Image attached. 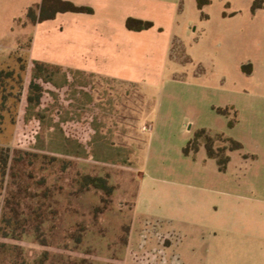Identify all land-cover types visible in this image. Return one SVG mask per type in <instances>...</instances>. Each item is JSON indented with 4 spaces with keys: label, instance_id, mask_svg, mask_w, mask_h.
Here are the masks:
<instances>
[{
    "label": "rangeland",
    "instance_id": "obj_1",
    "mask_svg": "<svg viewBox=\"0 0 264 264\" xmlns=\"http://www.w3.org/2000/svg\"><path fill=\"white\" fill-rule=\"evenodd\" d=\"M95 1L97 16L88 6L91 14L31 26L27 10L42 0H0V71L13 73L0 80V156L9 155L0 200L22 189L29 218L43 200L39 233L48 244L36 242L35 226L15 240L0 232V264H32L43 251L47 264L67 255L93 264H264V0H210L203 10L196 0ZM117 9L152 27L120 29L104 47L112 76L71 74L52 107L59 120L75 111L94 122L89 157L58 153L66 143L49 110L36 147H19L29 62L70 68L90 39L80 24H120ZM200 130L242 143L225 172L204 139L198 153L183 154ZM85 175L106 179L113 193L81 189ZM77 230L84 235L74 246L68 237Z\"/></svg>",
    "mask_w": 264,
    "mask_h": 264
},
{
    "label": "trees",
    "instance_id": "obj_2",
    "mask_svg": "<svg viewBox=\"0 0 264 264\" xmlns=\"http://www.w3.org/2000/svg\"><path fill=\"white\" fill-rule=\"evenodd\" d=\"M198 8L203 10V8L210 4V0H196ZM93 10L88 7L77 6L71 2L65 0H42L40 4H34L28 8L25 25L35 26L38 23L53 20L60 13H86L91 14ZM17 24L23 22L22 19H17ZM127 28L133 31H141L144 29H148L152 27V23L138 21L134 19H129L126 23ZM30 73V77L25 85V101L22 103V110L18 119L19 129L17 132V145L22 148L28 147H36L40 140V131L43 125V122L46 120L47 115L45 113L49 111H54L53 120L55 125L61 131L65 144V149L62 152L58 151V153H62L65 155L75 154L73 150H76V154L80 157H89V146L88 142L93 138L91 133L94 134L92 123L87 122L83 119H78L76 117L79 116V113L76 112H68L67 118L64 120H59L61 116V111L53 110L52 107L55 105L56 101H58L59 94L63 90L62 88L68 86L70 84V73H64L65 84L63 86H58L51 79L53 76L49 73V66L45 64H41L39 62H31L27 67ZM26 69V68H25ZM24 69V71H25ZM57 72H62L61 69L55 68ZM13 77L12 72L0 71V80L1 79H10ZM52 109V110H51ZM219 113L225 114V111L222 109L218 110ZM234 124H230V128H233ZM216 138L207 131L200 130L198 131L194 138L187 144V146L183 149V154L187 157L191 155H195L198 153L203 145L206 153L209 158L215 159L218 163L219 170L221 172H225L228 168V165L231 161V157L229 155L230 152L240 151L243 149L242 143L231 138L226 137L224 134H216ZM204 139L205 141H201ZM216 142L229 144V148L220 147L218 149L214 148V144ZM228 152V153H227ZM1 160V174H2V182H4L7 176L8 164H9V155L0 156ZM79 184L81 189L89 190L96 189L101 192L111 195L113 193V187L108 185L106 179L102 177H93L90 175L82 176L79 180ZM19 193L23 194V190L20 189ZM19 194V195H21ZM26 195L27 193L24 192ZM17 196H13V198L7 200L6 204L3 206L0 200V223L2 226L0 227V232L3 238L10 239H19L23 237V231L27 228H32L35 226V239L36 242L39 243L43 247H48L45 239H42L41 234L39 233V227L43 224V219L41 211L43 210V205L45 202L40 200L38 203L37 209L32 210V215L34 217H26L25 210H31L30 205L25 203V207L22 206L21 198ZM24 195V197H25ZM22 197V196H21ZM36 197V196H35ZM4 207V208H3ZM21 207H23L21 209ZM5 210V214L3 213ZM7 211V212H6ZM84 231H74L69 235V239L74 246L76 244L82 243V236L84 235ZM130 233V229H125L126 237H124L121 241L123 245H127L128 243V235ZM67 249V248H66ZM18 258H22L23 252H17L16 255ZM147 259V256L145 257ZM57 258H53L51 264H93L91 260L87 258H73L71 255L62 256L60 260H56ZM50 260L49 252L43 251L37 259L34 260L32 264H47ZM56 260V261H55ZM144 260L137 259L136 262H143ZM14 263H18L17 261H13Z\"/></svg>",
    "mask_w": 264,
    "mask_h": 264
},
{
    "label": "crops",
    "instance_id": "obj_3",
    "mask_svg": "<svg viewBox=\"0 0 264 264\" xmlns=\"http://www.w3.org/2000/svg\"><path fill=\"white\" fill-rule=\"evenodd\" d=\"M71 1H73L77 6L91 7L92 9H94L93 13L95 14V16L100 14V10H99L100 8H98L99 5H97L95 0H78V1L71 0ZM131 2H132L131 4L134 5L135 3L139 2V0H131ZM40 3H35V4H40ZM103 4L104 3L102 2V5ZM110 6L111 3H109V7ZM104 9L108 10L106 5L101 7V10ZM116 12L118 15H120L122 19L120 24H114L110 22L106 17L101 18V20H97L92 25H88L86 23L80 24L81 30L83 29L88 30L90 39H88L89 41H87L88 45H86L87 44L86 42H84V44L79 43V46L83 48L84 52L78 53L77 56H75L74 63L71 65L70 68L65 66L52 65L46 62H40L35 60H32L29 63L35 61L41 64H45L50 68H59L64 73H70V77L73 76L71 74L93 76L99 78L111 77L112 75L108 67L112 59L109 58L104 53L105 52L104 47L108 46V43L111 41L112 37L118 36L120 29L126 28V22L129 16L136 17L133 14L125 15L124 10L122 11L121 9H117ZM77 17L95 18L92 17V15H86V14H77ZM85 48L88 49L85 51Z\"/></svg>",
    "mask_w": 264,
    "mask_h": 264
}]
</instances>
